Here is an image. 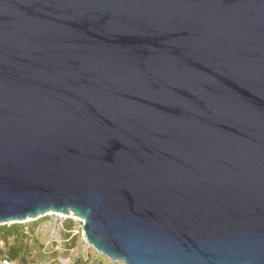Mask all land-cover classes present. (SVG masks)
I'll return each instance as SVG.
<instances>
[{
  "label": "water",
  "instance_id": "95a60500",
  "mask_svg": "<svg viewBox=\"0 0 264 264\" xmlns=\"http://www.w3.org/2000/svg\"><path fill=\"white\" fill-rule=\"evenodd\" d=\"M82 221L123 264H264V0H0V226Z\"/></svg>",
  "mask_w": 264,
  "mask_h": 264
},
{
  "label": "rangeland",
  "instance_id": "374dc122",
  "mask_svg": "<svg viewBox=\"0 0 264 264\" xmlns=\"http://www.w3.org/2000/svg\"><path fill=\"white\" fill-rule=\"evenodd\" d=\"M56 217H39L20 223H10L1 228H11L9 233L0 232V259L6 258L12 247H20L15 260L25 264H107L108 260L88 246L82 232L83 223L70 218L57 219L62 227L51 236L50 225Z\"/></svg>",
  "mask_w": 264,
  "mask_h": 264
},
{
  "label": "built area",
  "instance_id": "2783aa9c",
  "mask_svg": "<svg viewBox=\"0 0 264 264\" xmlns=\"http://www.w3.org/2000/svg\"><path fill=\"white\" fill-rule=\"evenodd\" d=\"M45 216H49V217L53 216V217H56L55 219H53V221H52V223L50 225V231H49V233H50L51 236L56 235L60 230H62V227L60 226V223H58V220H57V219H60L62 217H59V215L58 214H55V213L47 214ZM58 263L59 264H71L68 261H63V262H60L59 261ZM0 264H18V263L13 262V261H10V260H8L6 258H1L0 259ZM107 264H123V263H111V262L108 261Z\"/></svg>",
  "mask_w": 264,
  "mask_h": 264
},
{
  "label": "trees",
  "instance_id": "16d2710c",
  "mask_svg": "<svg viewBox=\"0 0 264 264\" xmlns=\"http://www.w3.org/2000/svg\"><path fill=\"white\" fill-rule=\"evenodd\" d=\"M11 230V228H1L0 232H4L5 233H9V231ZM20 247H12L8 250L7 255H6V259L15 262V260L18 258V254L20 253ZM22 263H18V264H25L24 259H21ZM17 263V262H16Z\"/></svg>",
  "mask_w": 264,
  "mask_h": 264
},
{
  "label": "bare ground",
  "instance_id": "6f19581e",
  "mask_svg": "<svg viewBox=\"0 0 264 264\" xmlns=\"http://www.w3.org/2000/svg\"><path fill=\"white\" fill-rule=\"evenodd\" d=\"M58 215H59V217L74 219V220L79 221V222L82 223V221H81L80 219L75 218V217H73L72 215H70V216H64V215H60V214H58ZM27 220H29V219H27Z\"/></svg>",
  "mask_w": 264,
  "mask_h": 264
}]
</instances>
